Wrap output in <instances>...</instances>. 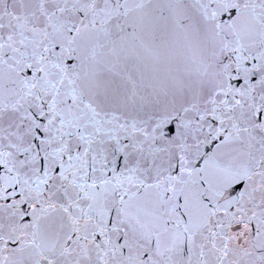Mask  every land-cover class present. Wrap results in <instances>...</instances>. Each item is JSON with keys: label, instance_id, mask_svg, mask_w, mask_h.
<instances>
[{"label": "snow or ice", "instance_id": "6c2138e0", "mask_svg": "<svg viewBox=\"0 0 264 264\" xmlns=\"http://www.w3.org/2000/svg\"><path fill=\"white\" fill-rule=\"evenodd\" d=\"M0 264H264V0H0Z\"/></svg>", "mask_w": 264, "mask_h": 264}]
</instances>
